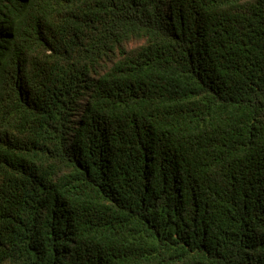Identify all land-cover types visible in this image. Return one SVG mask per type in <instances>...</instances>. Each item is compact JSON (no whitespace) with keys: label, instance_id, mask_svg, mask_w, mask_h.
<instances>
[{"label":"trees","instance_id":"16d2710c","mask_svg":"<svg viewBox=\"0 0 264 264\" xmlns=\"http://www.w3.org/2000/svg\"><path fill=\"white\" fill-rule=\"evenodd\" d=\"M0 264H264V0H0Z\"/></svg>","mask_w":264,"mask_h":264},{"label":"rangeland","instance_id":"374dc122","mask_svg":"<svg viewBox=\"0 0 264 264\" xmlns=\"http://www.w3.org/2000/svg\"><path fill=\"white\" fill-rule=\"evenodd\" d=\"M138 46H139V43H134V44H132V45L130 46V48H134V49H136Z\"/></svg>","mask_w":264,"mask_h":264}]
</instances>
